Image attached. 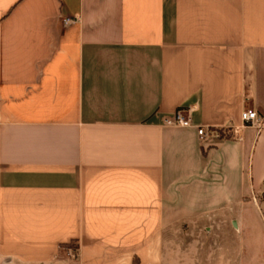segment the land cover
Returning a JSON list of instances; mask_svg holds the SVG:
<instances>
[{"label":"crops","instance_id":"1","mask_svg":"<svg viewBox=\"0 0 264 264\" xmlns=\"http://www.w3.org/2000/svg\"><path fill=\"white\" fill-rule=\"evenodd\" d=\"M247 108L264 0H0V264H264Z\"/></svg>","mask_w":264,"mask_h":264},{"label":"built area","instance_id":"2","mask_svg":"<svg viewBox=\"0 0 264 264\" xmlns=\"http://www.w3.org/2000/svg\"><path fill=\"white\" fill-rule=\"evenodd\" d=\"M76 18L63 17L62 22L64 25L70 24L75 21ZM242 126H252L257 130H260L264 126V117L257 114L253 109L247 108L241 112ZM163 123L168 126L174 127H191L194 126L188 118V110L183 108L176 109L172 115L163 119ZM197 134L201 140L216 134L219 135L217 130L205 129L202 126H196ZM236 130H234L235 134Z\"/></svg>","mask_w":264,"mask_h":264},{"label":"rangeland","instance_id":"3","mask_svg":"<svg viewBox=\"0 0 264 264\" xmlns=\"http://www.w3.org/2000/svg\"><path fill=\"white\" fill-rule=\"evenodd\" d=\"M257 200L261 203H264V195L263 194H257ZM75 243L71 242L69 245L74 246Z\"/></svg>","mask_w":264,"mask_h":264},{"label":"trees","instance_id":"4","mask_svg":"<svg viewBox=\"0 0 264 264\" xmlns=\"http://www.w3.org/2000/svg\"><path fill=\"white\" fill-rule=\"evenodd\" d=\"M217 131L219 132L220 136L223 135V134H222V130L218 129ZM133 264H138L137 259H134V260H133Z\"/></svg>","mask_w":264,"mask_h":264}]
</instances>
